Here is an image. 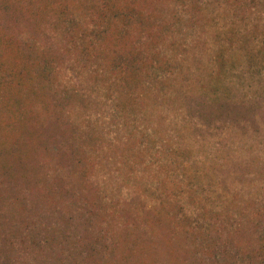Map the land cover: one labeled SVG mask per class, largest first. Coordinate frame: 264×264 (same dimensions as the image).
Segmentation results:
<instances>
[{
    "label": "trees",
    "instance_id": "16d2710c",
    "mask_svg": "<svg viewBox=\"0 0 264 264\" xmlns=\"http://www.w3.org/2000/svg\"><path fill=\"white\" fill-rule=\"evenodd\" d=\"M224 19L232 22L225 30L219 26V21ZM51 25L54 31L61 30L63 35H68L67 45L75 50L73 68L77 74L84 79L86 75L89 85L102 82L105 90L115 93L119 118L129 129L123 140L113 143L99 131L96 123L93 122V127L87 125L82 117L83 94L78 90L58 94L62 66L59 50L48 47L46 42L40 45L34 38L21 37V31H32L34 36H39ZM262 63L264 0H0V204L4 201L2 187L18 182L29 186L32 180L40 179L38 164L50 157L47 148L50 143L69 147L72 157L56 149L52 158L64 166L70 161L77 171L79 166L82 185L87 183L95 194L98 192L89 180L101 155L114 158L121 154L126 161L140 158L145 164V156L157 153L168 157L174 167L173 177L168 176L175 180L174 191L164 184V188L153 189L152 204L137 197L129 202L100 201L99 206L103 208L106 204L113 212L106 213L112 218H117L116 213L124 208L129 217H137L141 212L140 219L161 229L166 226L164 212L166 215L173 211L170 216L179 217L174 233L195 239V230H198L201 240L209 238L211 218H220L214 212L218 198L210 193L212 180L195 179L208 177L210 168L198 165L192 146L174 142L173 137L161 133L152 136L151 146L140 145V138H135L139 133L136 115L148 118L165 106L173 109L177 89L174 93L170 91V80L165 75H176L175 83L188 89V96L198 87L200 94L194 97L200 115L227 117L238 126V119L245 113L242 67L247 65L256 74ZM193 68L199 73L194 79ZM203 77L206 83L201 81ZM90 89L93 91V86ZM66 101L70 108L64 109ZM102 150L107 152L99 154ZM133 171L130 166L127 180L131 175L133 180H142ZM183 178L187 180L184 186L181 185ZM56 180L60 181L52 182V187L45 183L38 192L48 193L53 188L62 191L64 180ZM221 189L229 192L225 182ZM200 210L203 221L199 224L196 216ZM138 217L136 224H139ZM129 222L134 223L125 219L113 231H106L115 236L109 247L96 245L100 235L91 241L83 237V242L76 234L69 237L74 240L73 244H81L83 252L77 250V255L83 253L81 258L88 264H132L134 251L139 252L136 248L140 236L134 233ZM61 241L55 234L49 235L45 247L54 250L40 255L38 251H43V247L39 243L20 248L8 240L0 245V255L29 257L36 264H69L66 259L70 257L57 249ZM259 243L258 249L240 251L236 257L246 264H261L264 231ZM127 247L131 249L129 252ZM0 262L15 264L6 259ZM190 264L205 263L199 258Z\"/></svg>",
    "mask_w": 264,
    "mask_h": 264
},
{
    "label": "rangeland",
    "instance_id": "374dc122",
    "mask_svg": "<svg viewBox=\"0 0 264 264\" xmlns=\"http://www.w3.org/2000/svg\"><path fill=\"white\" fill-rule=\"evenodd\" d=\"M230 18L233 19L231 15ZM231 23L228 19L220 20L219 26L225 30ZM54 30L53 25L47 26L44 28V34L39 36H34L32 31H21V37H27L29 40L34 38L40 45L46 42L48 47L59 50L58 58L62 66L59 71L58 94H69L72 89L78 90V93L83 94L82 117L87 120V125L93 127V122L96 123L99 131L102 130L105 138L112 140L113 143H117L118 139L123 140L129 129H126L119 118L121 113L117 112L115 93L105 90L102 82H98L97 86L89 85L86 75L84 79L77 74L73 68L75 50L74 47L67 45L68 35H63L61 30ZM259 66L257 68L259 72L256 74L247 65L242 67L244 73L241 87L246 96L245 113L238 119L240 122L238 126L227 117L200 115L195 107L194 97L200 94L198 87L190 92L191 96H188V89L183 85L178 87L177 81L175 83L176 75H165L170 80V91L174 93L177 89L174 108L165 106L153 117L148 118L136 115L139 133L135 138H140V145L151 146L152 136L157 137L161 133L165 137H173L174 142L192 146L198 165L204 169L210 168L208 177L203 175L202 178L195 179L212 180L210 193L218 198L214 212L219 213L220 218H211L209 238L201 240L198 230H195L197 232L195 239L185 238L180 232L174 233L178 228L179 217L176 219L170 216L173 211L170 214L165 215V212L162 214L166 226L161 229L140 219L138 214L141 212L137 214L139 224H136L137 217H129L126 213L127 208L116 213L117 218H112L106 213L112 212L106 208V204L103 208L99 206L100 201L129 202L137 197L144 198L147 203L152 204L151 194L155 192L153 189L157 186L163 187L164 184L174 191L175 180L168 177H173L174 167L170 165L165 155L148 154L143 158L145 164H142L140 158L126 161V157L122 158L121 154H116L114 158H107L108 154L101 155V160H96L93 168L97 169L92 171L89 180L98 192L95 194L87 183L82 185L83 178L80 176L79 166L77 171L70 165V161L64 166L55 157L52 158L56 149L68 156L72 155L69 147L63 143H50L47 146L50 157H44L45 159H41L38 164L41 180H32L29 186H23V183L18 182L2 187L4 201L0 204L2 223L0 245L8 240L20 248L24 245L33 247L39 243L43 251H38V254L44 255L47 250H54L53 247L50 249L45 247V239L55 234L59 240L62 239L57 249L63 250L64 256L70 257L66 259L69 264H88L81 258L83 253L77 255V250L83 252L81 244L79 243L80 246L73 244L74 240L70 239V234H76L80 242H83L81 239L83 237L91 241L100 235L98 237L100 242L98 241L96 245L109 247L115 236L107 234L106 231H113L114 226L129 219L134 221L129 222L134 233L140 236L137 248L135 247L139 252L134 251L132 264H190V261L199 258H203L205 264H246L241 262L236 254L240 251L258 249L259 238L264 231V63ZM198 74L193 68L192 79ZM232 80L237 81L236 78ZM201 81L206 83V78L203 77ZM90 86H93V91ZM67 108H70V105L66 101L64 109ZM157 129L158 131H154ZM156 140L158 142V139ZM159 146L158 144L156 149ZM104 152L107 151L102 150L99 154ZM91 154L93 157L94 152L91 151ZM130 166L134 168L133 172H138L137 176L142 177V180H133V175L127 180ZM56 179L64 180L62 191L53 188L54 191L48 193L38 192V188H44L43 184L47 183L52 187V182L60 181ZM186 182L187 180L183 178L181 185L184 186ZM223 182L229 188L227 193L221 189ZM35 184L38 185L37 188L32 187ZM202 189L205 190L203 186ZM5 191L9 192L4 193ZM180 200L183 201L182 197ZM198 216L200 224L203 221L201 210L196 217ZM95 222H99V225H94ZM129 248H126V252L131 250ZM0 259L13 260L15 264H36L29 257L17 259L12 253L0 255ZM259 261L264 264V258Z\"/></svg>",
    "mask_w": 264,
    "mask_h": 264
}]
</instances>
